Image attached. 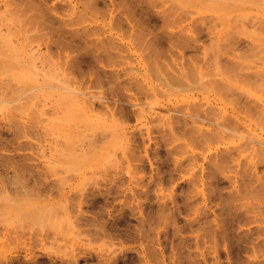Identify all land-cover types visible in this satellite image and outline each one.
I'll return each mask as SVG.
<instances>
[{"label":"rangeland","instance_id":"rangeland-1","mask_svg":"<svg viewBox=\"0 0 264 264\" xmlns=\"http://www.w3.org/2000/svg\"><path fill=\"white\" fill-rule=\"evenodd\" d=\"M103 1L72 38L61 0H0V264H264L240 208L264 199V114L211 136L193 115L264 104V0H124L135 25Z\"/></svg>","mask_w":264,"mask_h":264},{"label":"bare ground","instance_id":"bare-ground-1","mask_svg":"<svg viewBox=\"0 0 264 264\" xmlns=\"http://www.w3.org/2000/svg\"><path fill=\"white\" fill-rule=\"evenodd\" d=\"M100 0H61V2H63L65 5H67L68 6V8L70 9V10H77V11H75L76 13H71L70 15L69 14H67V18H61V25L64 27V29L63 30H65V29H67V24L68 25H73V24H78L82 19H84V17L85 16H87V14H88V12L89 11H96V9H97V11H98V9L100 8V7H98V2H99ZM103 1V0H102ZM104 1H108L107 3H104V5L105 4H107L106 5V7L108 6L109 7V9H110V7H116L118 4L117 3H120L121 1H117V0H104ZM103 1V2H104ZM127 1V0H126ZM132 2V5L134 6V7H140V5L141 4H147L148 5V9L150 8V7H152V10H153V8L155 9V10H153V11H155L156 13H158V14H163L164 13V0H132L131 1ZM122 3V2H121ZM128 3H129V1L127 2V5H126V2L123 0V5L125 4V6H124V8L125 9H127L126 7L128 6ZM34 4V3H33ZM32 3H30L29 5H28V7H32V9L33 8H35L36 9V12L38 11L39 13H40V11H41V9H40V7L39 6H37V5H33ZM138 4H140L139 6H138ZM144 4V5H145ZM147 5H146V7H147ZM133 6H131V7H133ZM142 6V5H141ZM128 7H130V6H128ZM130 7V11H132V10H135L136 11V8H134V9H132ZM141 8V7H140ZM139 8V9H140ZM144 8V10H143V12L145 13V7L143 6L142 7V9ZM147 9V8H146ZM107 10H108V8H107ZM106 10V12L108 13L109 11H107ZM113 10V9H112ZM128 10H129V8H128ZM141 10V9H140ZM150 10V9H149ZM130 11H128L127 12V14H126V16L124 17V18H121V17H114L113 15H112V13L110 12V14L109 15H111L110 16V19L111 20H115V22L116 23H119V22H122L123 20H125L127 23H133V25H135V23H139L140 22V24H141V22L143 21V18H146V17H142V19L139 17V15H140V13L137 15V13L139 12V11H136L137 13H135L134 11H132V13H129ZM141 13H142V10H141ZM146 13H147V11H146ZM145 13V14H146ZM142 16V15H141ZM144 16V15H143ZM146 16V15H145ZM33 17H38V15L36 14V13H33ZM118 21V22H117ZM252 21V22H251ZM250 22V26L251 27H254V29H255V31H257V30H259V31H263L264 32V20H257V19H253V20H251ZM92 24V23H91ZM90 24V25H91ZM87 25H88V23H87ZM132 25V26H133ZM93 31H94V27H90V26H86L85 27V30H82V34L83 35H85V36H87V35H91V34H93ZM66 33L65 34H67L68 36L70 35L72 38L74 37V36H76V35H78V33L77 32H74L72 29H70V28H68L66 31H65ZM111 38V36H107L106 37V39H101L100 41H101V43H106V42H109L110 39ZM73 40V39H72ZM55 42H58V43H60V45L61 46H63V45H65V44H67V43H69L70 42V40H67V38H62L61 40H58V41H55ZM252 45L253 44H248V50L249 49H251V50H254V49H252L253 47H252ZM255 53H257V51H255ZM172 79H176V80H178L177 78H175V77H173ZM174 83L176 82V81H173ZM217 92V91H216ZM220 95L221 94H223V93H219ZM221 97V96H220ZM236 98H237V96H236ZM221 100H222V98H221ZM238 100V99H237ZM236 101V100H235ZM217 103H220V102H217ZM236 103V102H235ZM235 103H234V107L237 105V104H239V105H237V107H235V108H233L232 109V114H225V112H224V114H223V117L225 118H221L220 119V116H221V111L219 112V111H216V106L215 105H211L210 106V109H209V111L207 112H205L204 110H202L203 112H200L201 113V115L200 114H197V112H195V111H197L198 110V112H199V110L200 109H197V108H200L201 106H203V105H197V108L194 110V113H193V115L195 116L194 118H196V120H197V118H199V117H202L203 115H202V113H204L205 115L202 117V118H207V120H209L210 121V123L211 124H214V128L213 129H210L209 131H206L205 129H203V132H204V130H205V132H209L210 133V136L211 135H215L217 132H214V130L215 131H217L218 129H221V128H231V129H234V130H238V125L242 122V120L243 119H246L247 118V116H250V117H253L254 118V116H252V115H254L253 113H257L258 112V116L259 115H262V114H264V104H260V103H252L251 102V100H247L243 105H241V102L239 103H237L236 105H235ZM224 106V105H223ZM196 106H194V108H195ZM209 107V106H208ZM207 107V108H208ZM202 109V108H201ZM221 109H222V107H221ZM207 110V109H206ZM254 110H256V111H254ZM223 111V110H222ZM226 111V110H225ZM228 111V110H227ZM260 112V113H259ZM263 112V113H262ZM220 113V114H219ZM223 113V112H222ZM220 115V116H219ZM219 116V117H218ZM256 116V115H255ZM257 117V116H256ZM252 119V118H251ZM195 120V121H196ZM204 120V119H203ZM202 120V121H203ZM206 120V119H205ZM254 120V119H253ZM257 120V119H256ZM255 120V121H256ZM262 120H264V119H262ZM261 120V121H262ZM258 123L260 122V121H257ZM231 123H232V125H231ZM234 123V124H233ZM239 123V124H238ZM247 123V122H246ZM263 123H264V121H263ZM240 125H242V124H240ZM239 125V126H240ZM244 125H245V123H244ZM245 128V127H244ZM193 129H195V128H193ZM195 132H196V130H194ZM201 132V131H200ZM199 132V133H200ZM201 134L202 133H200L199 135L201 136ZM203 135V134H202ZM206 135V134H205ZM207 135H208V133H207ZM217 135V134H216ZM206 137V136H205ZM204 137V138H205ZM211 138V137H210ZM211 140V139H210ZM245 143H247V142H245ZM251 143H253V142H251ZM249 144V143H248ZM241 147H243V146H241ZM255 147V146H254ZM228 148H230V147H228ZM81 149V148H80ZM238 149H240V148H238ZM82 150H83V148H82ZM229 150V149H228ZM236 150V149H235ZM245 150V149H244ZM227 150H225V152H226ZM223 152V153H222ZM221 152V154L220 153H217V155H222V156H220V158L218 157V162H216V163H219V161H220V164H222L221 163V161H226V160H228V155L230 156L231 155V158H232V154H230L228 151V154H225L224 153V151H222ZM226 152V153H227ZM233 153V152H232ZM216 155V156H217ZM234 156V155H233ZM214 157V156H213ZM216 158V157H215ZM230 158V157H229ZM212 159V158H211ZM220 159V160H219ZM226 159V160H225ZM229 161H230V159H229ZM261 161V160H260ZM231 162V161H230ZM229 162V163H230ZM252 162V161H251ZM226 163V162H225ZM212 165H213V162L211 163ZM232 164V163H231ZM230 164V165H231ZM241 164V163H240ZM246 164V163H245ZM227 165V164H226ZM235 165V164H234ZM240 168V167H239ZM248 167H244V170L242 171V168H241V173L242 172H244L246 169H247ZM249 169H252V168H249ZM249 169H247L246 171H247V173H246V171L244 172L245 173V177L244 178H246L247 176H249V179L251 178V177H253V178H251L250 179V181L249 180H247L249 183L250 182H252V184H253V182L256 180V179H254V178H258L260 175L258 174V176H255L256 175V173L254 172L253 173V175H251V174H249V173H251L252 171H250ZM254 169V168H253ZM256 169V168H255ZM240 170V169H239ZM238 170V171H239ZM250 171V172H249ZM239 174V173H238ZM249 174V175H248ZM264 174V173H263ZM240 175V174H239ZM242 175V174H241ZM247 175V176H246ZM264 176L262 175V176H260V178H259V180L257 179V181H264ZM237 179V178H236ZM261 179V180H260ZM254 180V181H253ZM242 181V180H241ZM246 182V181H245ZM256 182V181H255ZM262 183H264V182H262ZM262 183H260V185H259V187H256V188H254V187H251V188H253V189H259V188H262V187H260V186H262ZM247 184V183H246ZM254 185V184H253ZM264 185V184H263ZM249 187H250V184H249ZM253 189H251V191L253 190ZM248 191H249V188L247 189ZM247 190H245V195H246V192H248ZM263 190V189H262ZM257 191V190H256ZM264 191V190H263ZM243 192V191H242ZM231 193V192H230ZM248 193H250V192H248ZM247 193V194H248ZM253 193V192H252ZM251 193V194H252ZM257 193V192H256ZM227 194V193H226ZM243 194V197L245 198V195H244V193H242ZM250 194V195H251ZM253 194H255V192L253 193ZM250 195H248V196H250ZM234 196V195H233ZM247 196V195H246ZM257 196H258V194H257ZM15 197V196H14ZM242 197V198H243ZM251 197V196H250ZM253 197H256V196H254L253 195ZM252 197V198H253ZM223 198V197H222ZM234 198H236L237 199V197H233V199ZM243 198V199H244ZM226 199V198H225ZM235 199V200H236ZM247 199V198H246ZM15 200V199H14ZM222 200V199H221ZM232 200V199H231ZM261 200H263V202H260V200L259 201H251V200H249V198H248V201L247 202H245V203H243V205L241 204V206H240V208H242V206H243V209H244V212L243 213H246V215H247V217H246V223H251V222H253V223H256V222H262V220H264L263 218H260V219H258V215H260V214H263L264 213V199H261ZM220 201V200H219ZM234 200H232V201H226V204L227 205H229V209L230 208H232L231 210H233V207H235L236 208V210L239 208H237V206H236V204H232L231 206L232 207H230V203L231 202H233ZM16 202V201H15ZM229 202V203H228ZM238 202V201H237ZM225 204V206H227ZM224 205V204H223ZM235 205V206H234ZM239 205V204H238ZM16 208H17V205L15 206ZM221 207V206H220ZM228 207V206H227ZM235 208H234V210H235ZM217 209V208H216ZM226 209H228V208H224V210H226ZM17 210V209H16ZM217 210H219V209H217ZM221 210V209H220ZM239 211V210H238ZM237 211V212H238ZM232 212V211H231ZM263 212V213H262ZM217 213H218V211H217ZM233 213H234V211H233ZM219 214V213H218ZM220 216H221V213L219 214ZM238 215V214H237ZM241 215V214H240ZM243 215V214H242ZM245 215V216H246ZM222 216H223V214H222ZM236 216V215H235ZM16 217V216H15ZM262 219V220H261ZM224 221V220H223ZM223 221H218V220H216L215 221V223H210V229H211V227H212V229H211V231H210V233L211 234H213L214 236H223L224 238H226L227 239V237L225 236L226 234H227V229H226V226H225V224L224 223H222ZM212 222H214V221H212ZM264 222V221H263ZM262 222V223H263ZM222 223V224H221ZM253 223H251V224H253ZM260 223H257V224H259L260 225ZM258 225V226H259ZM262 225H264V224H262ZM260 226V227H257V229L259 230H262V231H264V226ZM263 227V228H262ZM254 228V227H253ZM16 229V228H15ZM255 229V228H254ZM17 230V229H16ZM256 230V229H255ZM260 230H259V233H260ZM15 231V230H14ZM249 233H251V230L249 229ZM1 232V231H0ZM17 232H18V230H17ZM16 232V233H17ZM213 232V233H212ZM2 233V232H1ZM0 233V234H1ZM3 234V233H2ZM247 235V234H246ZM252 235V237H250V238H248L249 239V241L248 242H250L253 246H264V236L263 237H261L262 235H258V237H255V238H253V234H251ZM213 236V237H214ZM243 236H245V235H243ZM250 236V235H249ZM242 237V236H241ZM245 238H246V236H245ZM251 238H252V240H251ZM247 240V239H246ZM245 243V242H244ZM255 264V263H254Z\"/></svg>","mask_w":264,"mask_h":264}]
</instances>
